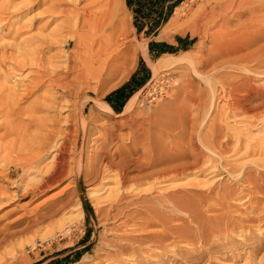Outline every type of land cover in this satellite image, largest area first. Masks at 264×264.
Segmentation results:
<instances>
[{"label":"bare ground","instance_id":"obj_1","mask_svg":"<svg viewBox=\"0 0 264 264\" xmlns=\"http://www.w3.org/2000/svg\"><path fill=\"white\" fill-rule=\"evenodd\" d=\"M11 1H4V3L0 1V32L4 33L6 30H8L7 33L12 32L11 39L13 40L11 44L8 41L7 43L6 41L3 42L8 45L3 44L1 46L2 43L0 44V128L4 127L6 129L0 135V138L12 136L8 143L0 142L4 145L3 148L1 145L0 149L6 152L7 155V157L3 155L5 158L0 153L2 158H0V164L3 159L5 160L10 156L7 161L13 162L17 166L16 170L27 167L30 170V167L37 165L38 161L43 160L46 155L54 153L52 162L42 168V176L34 184L36 186H32L31 189L27 188L29 189L28 191L25 189L27 193L30 191L35 196L48 189V187L59 183L69 173H75V166H72V163L78 165L75 173L78 180L83 175L89 176L88 169L91 171L90 174L93 175V178L98 179L100 175L103 178L113 176L115 179L113 181L117 184V187L112 189L107 197L111 201L109 208L116 207L117 213L116 211L112 213H115L114 217L121 214L123 216L132 215L134 211H124L126 207L118 209V205L131 202L136 204V206H140V209L136 208L139 213H145L148 219L147 225L161 224L162 222L164 226L163 232H148L146 230L145 232L147 233H142V231L138 235L130 233L117 234V241L115 239L114 244L111 242L113 249L108 251L110 252L108 255L111 259L115 258L118 264H128L127 260L119 257L120 254L128 250L135 252L144 244L149 247L152 246V248L156 246L162 251L157 252L152 249L150 253H146L147 256L145 258L135 254V259L130 257V259H133L132 262L141 263L144 260L143 264H178L179 256L185 257L187 262H193L192 259H194L195 254L192 255V253L200 254L212 246L224 248L234 246L235 249L239 250L244 240H236L232 236V232H229V228L232 230L238 226L239 228L246 227L249 222L254 221L264 224V207L259 211L255 209V211L253 210L250 213L246 212L244 217L234 214L235 212L231 209L234 205L232 201L241 200L244 190H249V194L264 192V128H259L263 135L253 136V139L249 134L251 128L244 133L243 130L236 128H233L234 130L222 128L221 121H217L222 120L228 114H231V116L241 114H246L247 116V114H251L255 117L264 112V86L257 82L258 78L264 74V42L260 44L261 41H264V26L259 24L264 18V2L260 0H214L213 2L209 1L210 3L207 1V4L202 8V16H204L202 24L206 31L212 27H219L217 30L225 31L229 35L233 33L232 30L238 33L243 30L237 35V38H241L244 48L249 50L232 60H230L231 58L226 61L222 59V61L213 66L219 69V67H225L228 64V67L235 68L241 73L243 72L242 74L219 73L216 75L215 83L208 82L211 84L210 88H208L209 90L200 88L198 93L196 92L197 89H194V82L192 81L193 83H187L189 86L181 85L183 87L176 88L173 93L171 92L172 94L165 92L169 96L165 100L162 98L163 101L160 100L161 96L159 97L158 93H155L153 94V99L157 101L158 105L151 106V112L146 114L147 116H145L144 120L141 119V112H137V95H135L128 101L126 110L121 113L123 116L129 114L133 116L129 119L124 118L113 122L122 127L126 126L128 131L122 133L117 129L111 128V132L106 133L105 140L100 145L98 144L96 147L93 145V148H91L90 138L94 131L89 126L90 121H86L84 115L85 105L88 100L81 104L78 103L79 100L67 101L68 99L66 100L65 98L77 97L75 99H79L84 95L88 96L93 90H97L98 88L92 87V84L89 86L87 83H90L89 81L93 79H95L97 84L107 81L110 71L113 74V70L114 72L116 70L114 66L117 68L116 64H119L120 61L115 65L114 63L120 60L125 50L132 48V44L125 42L130 37V30H128V14L123 11L122 0H60L59 4H53L52 2L53 6L49 3L51 7L48 4L49 8H45L43 12L50 11L53 12V15L54 13L59 14V12L65 13L63 17H65L66 24L61 25L60 23L56 28H53L47 36H44L46 37L44 40H37V37V39H34L35 37L32 38L31 35H27L29 33L26 29L32 26L34 22L26 23V29L22 25L11 30L14 19L16 17L22 18L17 12H20L21 6L13 4V1ZM27 2L30 3V0ZM60 5H68L69 7L61 8ZM23 6L25 7L26 4ZM13 8H15L16 12ZM30 9L28 5L23 12ZM4 19L7 20L6 29L2 24V21H5ZM258 21L260 22L258 23ZM247 27L251 31L247 30ZM65 30L72 34V38H49L50 35L58 37L60 35L58 31L62 32ZM38 31L40 30L38 29ZM257 44L260 45L256 47ZM54 47L59 50L53 53L52 60H49L47 56H44L43 52L52 50ZM70 47L72 48L70 49ZM118 47L121 48L120 51L117 50ZM251 47L254 48L250 49ZM140 49V47H136L133 51L138 53ZM145 50L147 51V49ZM184 56L182 55L178 59L183 60L185 59ZM210 56L213 57L212 54ZM209 58L202 57V59L197 60L196 65L192 64V62L191 65H194V70L198 72L197 69L203 64V61L204 64L209 63ZM8 59L10 60L9 62ZM55 61L58 63H55ZM168 62L157 60L152 63L154 78L162 79L167 76L162 71L169 66ZM26 64L37 65V69L35 68L36 75H34V78L30 77V79H33L30 82L27 81L29 83H23L24 80L20 79L23 73H20V70H23ZM30 68L32 69L33 66H30ZM25 77L24 75V79ZM218 83L221 85L220 87L217 86ZM39 89H44V92L49 94L48 98L43 95V90H40L42 98L43 96L48 98L43 99L46 101L45 106L47 107L48 105L50 109L55 107V103L61 104L60 100L63 98L76 109L79 107L78 112L75 110V112L70 111L71 113H67L69 114L66 119L68 123L64 122L66 120L63 119V122L67 123L66 126H60L62 115L58 117L61 111L58 112L59 110L57 109V106L64 107V103L63 106H56L58 111L57 114L52 113L54 114L52 119H49L51 118L50 109H47L49 112L44 111L50 114L47 116L49 117L48 120H51L50 122H47L48 120L46 121V118L43 117L44 115L46 117L45 113L41 116L35 110L33 112L34 114L36 112L38 116H29L28 112L25 117H31L28 123H26L27 121L23 122L24 119L21 120L20 118L17 122L18 117H20L19 114L24 117L23 115H26L27 111H31V105H33L31 101H29V105L27 103L22 105L21 102H24V98L27 99L28 95L32 96ZM40 93L37 94L39 98ZM50 96L53 97L50 98ZM206 96L211 98V103L214 105L218 103L219 99L220 101L224 100V104L222 103L221 107L219 105L215 106V108H218L219 113L218 118L215 117L212 120L214 127L210 123H206L204 128H200L205 120V117L201 115V110L205 104V98L207 101ZM56 97L61 99L56 101L54 100L57 99ZM30 99L34 100L32 97ZM41 99L38 102L43 106L44 101L42 102ZM37 100L39 99H36V104H38ZM100 101L98 103L102 105ZM161 101L162 104H160ZM33 102L35 103V101ZM26 105L27 108L30 107V110L26 109ZM206 105L208 104L206 103ZM104 106L106 107L105 109L113 111L107 103ZM65 107L67 108V105ZM99 109L104 111L102 107ZM39 110L43 111V108L40 107ZM24 111H26L25 114ZM93 114V119L98 117L96 113ZM200 115L202 118H200ZM166 116L174 121L171 124L173 123L176 129H172L173 131H170V129L165 130L164 133H159L157 130V133L156 128H164L163 123H165V120L163 121V119H170L164 118ZM33 124L36 128L35 126L33 127L41 130V132L31 130L30 126ZM171 124L169 128H171ZM28 127L30 129H26ZM82 127L83 129H81ZM165 128L167 127L165 126ZM81 134L86 140V150L82 148L78 152ZM248 134L249 136H247ZM244 136L247 137L244 138ZM119 140H125L124 143L122 142L121 147H118L115 151L110 150L108 144L114 141L119 142ZM229 152H233L230 157L228 155ZM257 155H260V158L249 159L251 160L249 162L243 161V159ZM219 169L229 175L228 179L231 178L229 182L223 181L224 177L218 175L220 174ZM3 172H0V181H6L13 173L10 168ZM209 174H212V176L217 174L219 178L211 181L210 178L212 176ZM191 175L195 176L194 179L179 183L181 178ZM197 175H208L210 178L205 179V177L203 180H196ZM143 182L149 185L142 187L140 184ZM134 190H137V192L135 191L132 194ZM75 193L77 192H66L64 196L59 198L56 205L65 207L72 204ZM246 193L244 194L246 195ZM7 195L9 193L3 190L0 185V221L1 218L8 214V212L1 214V211H3L1 206H3L2 203L6 200ZM176 217L182 219L183 223L177 225L170 223L171 219ZM166 218H168V222ZM2 230L3 228L0 226V233ZM193 232H196L195 235H198L206 248L200 246L189 251L178 244L177 239L190 241L194 234ZM243 234L244 232L241 230L238 236L241 237ZM172 237L173 240L169 242L168 239ZM213 237L216 238L214 239ZM167 240L169 243L166 242ZM245 240H249V244L252 245L249 252L256 255L259 249L264 247V230H260L258 234L251 232L248 237L246 236ZM170 246L175 248L170 250ZM135 253L141 252L136 251ZM237 254L239 255V253ZM237 254H231L232 258L235 256L239 257ZM250 257L252 260L250 259L249 261L254 263L253 256L250 255Z\"/></svg>","mask_w":264,"mask_h":264},{"label":"rangeland","instance_id":"obj_2","mask_svg":"<svg viewBox=\"0 0 264 264\" xmlns=\"http://www.w3.org/2000/svg\"><path fill=\"white\" fill-rule=\"evenodd\" d=\"M0 1L4 3V1L8 2L9 0H0ZM12 1L13 4L16 5L18 4L21 6L22 10L20 9V12L19 11L17 12L22 18L16 17L14 19L11 30H13L15 27L16 28L21 27L22 25L24 29H26L25 28L26 23L34 22V24L32 23V26H29L26 29L28 30L29 33L27 35L29 36L31 35L32 38L35 37L34 39L38 38L37 40H44L46 39V37L44 36H47L48 33H50L51 30H53V28H56L60 23L61 25L66 24L65 17H63L65 13L59 12L58 14L56 12L57 14L54 13L53 15V12L50 11H46L45 13L43 12V10L45 11V8L46 9L47 7L49 8L48 6L49 3L51 4L53 2V4L54 3L59 4L60 0H39L40 2L38 0H34L33 2L32 0H30L31 5L29 2H27L28 0H16V2H14L15 0ZM55 1H57L58 3ZM207 1L213 2L214 0H122L123 11L128 14V18H129L128 30H130V37L127 38L125 42L132 44V48L130 50L128 49L125 50V52L122 53L123 55L125 54L124 57L122 55L120 60H117L114 63L115 65L117 62L120 61L119 64L118 63L116 64L118 66L117 68L116 66H114L116 69L115 72L113 70V74H112V71H110L107 81H103L102 83L97 84L95 79H93L89 81L90 83H87L89 86L92 84L91 85L92 87L95 86L96 88L99 89V90L97 89L98 91L93 90L92 93L88 94L90 98L87 95H84L83 96L84 98L82 97L79 99H75L77 97L65 98L66 100L68 99L67 101L79 100L78 103L81 104L82 102H86V100H88V102L85 105L84 115L86 117L85 118L86 121L88 122L90 121L89 126L94 131V134L90 138L92 145L89 143L91 145V148H93L92 147L93 145L94 147H96L98 144L100 145L105 140L106 133L111 132V128L117 129L122 133H126L128 131V128L126 126L122 127L117 124H114L113 122L114 120H121L124 118L129 119L133 116L130 114L123 116L121 113H123L126 110V105L128 101L135 95H137V101H136L137 112L138 111L141 112L140 114L142 115L141 119L144 120V118H146L145 116H147L146 114H149L151 112V106L158 105L157 101L153 99L154 97L153 94L155 93H158L159 97L161 96V99L159 98L160 100H162V98L163 100H165L168 99L169 96L168 94H165V92L172 94L176 88L183 87L184 85L189 86L188 84L190 82L191 83L194 82L193 83L194 89H197L196 92L198 93L200 88H205L209 90L208 88H210L211 85L210 83H215L216 75H218L219 73L229 72L230 75L231 74L239 75L243 73V72L241 73V71H238L235 68H231L230 66L228 67V64H226L227 66L225 67L223 66L219 67V69L213 67L214 65H216V63L222 61V59L226 61L231 58L230 60H232L235 57H239L242 53L247 52L249 49L246 50V48H244L241 42L242 39L238 37L239 38L238 40L237 38V35L243 31L242 29H241L242 31L239 33L237 31L234 32L232 30L233 33H230L229 35H227L225 31L217 30L219 29V27H212L209 28V30L207 31L205 30L204 25L202 24L204 21L203 19L204 16H202L203 15L202 8L207 4ZM260 1L264 2V0H260ZM23 3L26 4V6L29 5V8L31 9L23 12V10L26 8V6L25 7L23 6L24 5ZM60 6L61 8L69 7L68 5H60ZM13 9L15 11V8ZM14 11L12 12L15 13L16 11L15 12ZM55 15L57 16L55 17ZM262 19H263L261 20L262 22L258 21V23L260 22L259 24L264 26V18ZM4 20L6 22L2 21L3 22L2 24L6 29L7 20L6 19ZM61 21L62 22L64 21L65 23L64 22L62 23ZM230 28L233 29L232 27ZM38 29L40 31H38ZM251 29L253 30V28ZM247 30L251 31L250 28L248 27ZM7 32L8 30H6L4 33L0 32L1 34L0 38L2 40V41L0 40V44L2 43L1 46H3V44H6L7 41L10 44L13 41L11 39L12 32L11 33H7ZM58 32L60 33L61 36L59 34L58 37L55 35L52 36L50 35L49 38H54V39L56 38L65 39L70 37L72 38V34L67 30L62 32L58 31ZM40 33L43 35H41ZM119 33L121 32L119 31ZM39 35L41 36L38 37ZM162 35L164 38L161 37ZM204 35L206 36L203 37ZM5 41L6 43H3ZM263 42L264 41H261L260 44ZM260 44H257L256 47H258ZM136 47L141 48L138 51V53H135L133 51ZM71 48L72 47H70V49ZM253 48L254 47H251L250 49ZM145 49H147V51ZM56 50L57 47L56 49L54 47L52 50L44 51L43 53L45 55L44 54L43 55L45 57L47 56L49 60H52L51 57L53 56V53L58 52L59 49L57 51ZM117 50L120 51L121 48L118 47ZM210 53L213 55V57L210 56L211 55ZM182 55H185L184 56L185 59L179 60L178 57H182ZM202 57H210L208 59L209 63L204 64L203 61V64H201L197 69L198 72H196L194 70V65H196L197 60L202 59ZM175 59L177 60V62ZM157 60H163L166 62H168L169 60L171 61L168 62L169 66L164 68V71H162L163 74L165 73L167 75L165 78L156 79L153 76L152 63ZM9 61L10 60L8 59V62ZM191 62L192 64H194L193 66L191 65ZM55 63L58 62L55 61ZM31 64H26L25 68H23L24 71L20 70V73L23 72L22 77L20 76V79L24 80L23 83H29L30 80L35 77L34 75H36L35 71L37 69V65H31ZM30 66L31 67L33 66L32 68L33 70L35 68L36 69L33 71L30 68ZM23 74L28 78L25 77L24 79ZM199 74L200 76H198ZM31 76L33 78L30 79ZM156 80L158 81L156 82ZM257 82L260 83L262 86H264V74L262 75V77L258 78ZM217 86L220 87L221 85H219L218 83ZM40 90L41 91L43 90L44 93L43 95L48 97L49 94H46V92H44L45 91L44 89H39V91L32 94V96L28 95L29 98L28 97L27 99L24 98L26 101L22 99L24 100V102L23 101L21 102L22 105L26 103L27 105H29V101H31L32 102L31 104H33L34 106L30 104L31 111H27L26 115H23L24 117H22V114H19L20 117H18L17 122L20 119L21 120L24 119L23 122L27 121L26 123H28L31 118V117L25 118L28 112L30 114L29 116L32 117L36 115V112L40 113L41 116L45 112L47 111L49 112V110L47 109H50V107H48V105H47L48 108L45 106L46 101L43 99V98L48 99L49 97L47 98L43 96L42 98V94L40 93L41 92ZM38 92L40 93V98L37 95L39 94ZM33 96H37V97H33ZM209 96H206L207 101L205 98V104L202 107L203 109L201 110V115L202 117H205V120L203 124L201 122L202 125L200 128H204V125L206 123H210L211 126L214 127V125H212L213 124L212 120L215 117L218 118V113H219L218 108L217 107L215 108V106L219 105L221 107V105L224 104V100L220 101V99L218 100V103L216 105L212 104L211 98ZM31 97L34 98L33 101H35V103L32 101V99H30ZM52 97L53 96H50V98ZM35 98L39 99L37 100V102L40 101V99L42 98L41 99L42 102L44 101L43 106H41L39 102L38 104H36ZM58 99L61 98H57L54 100L57 101ZM97 99H100L101 101ZM62 100H64V98L60 100L61 104L58 103L56 104L53 101L55 103V107H51L52 110L50 109L49 113L51 114V118L47 117L49 113L48 114L45 113L46 117L45 115L43 117L46 118V121L48 120V118L52 119L54 117V114L52 113L54 112L57 114V111L59 110L58 112L61 111L60 112L61 114H58V117H60L61 115L65 117L62 118L61 116L62 121L60 122L61 124L60 126L64 127V125L66 126V124L68 123L66 119L68 118L67 115L69 114L67 113L75 112V110L78 112L79 107L76 109L72 104L70 103L68 104L66 100H64L66 102ZM99 101L100 104L102 105H99L98 103ZM162 101L160 104H162ZM63 103H64V107L57 106V105L63 106ZM106 103L111 106L113 111L109 109L108 110L105 109L106 108L105 106L103 107V105H105ZM206 103L208 105H206ZM27 105H26V109L30 110V107L27 108ZM66 105L67 108L65 107ZM56 106L58 107L57 108L58 110L56 109ZM70 106L73 107L71 108ZM40 107L43 108V111L39 110ZM98 107L99 108L102 107L104 111L99 109ZM33 110L36 111L35 114ZM25 112L26 111H24V114ZM93 113H96L98 115L97 117L98 119L97 118L93 119L92 116ZM201 115L200 118H202ZM36 116H38V114ZM168 116L164 118H170ZM251 116H252L251 114H247V116L246 114L232 115V116L231 114H228V116H226L223 119L221 117L222 120H218L217 122L221 121L220 123H222L221 124L223 126L222 128H230L232 130L236 128L243 130L244 133L251 128L249 134L254 139L255 136L263 135V132H260L259 128H264V112H262V114L261 113L258 114L255 117L254 116L251 117ZM63 119H65L66 121H64ZM81 120L83 121L82 118ZM164 120H165V123H163L164 128H156L157 133L158 131L159 133L160 132L164 133L165 130L170 129V131H173L176 129L174 128L173 123L171 124V122H174L171 118L169 120L163 119V121ZM50 121L51 120H48L47 122ZM63 121L67 123H64ZM170 124H171V128H169ZM33 126L35 125L33 124L30 126V128H32L31 130H34V132L36 131L41 132V130L35 129L36 126L35 128ZM165 126L167 128H165ZM30 128L28 127L26 129H30ZM81 129H83V127ZM4 130L6 131L4 127L0 128V135L4 133ZM249 134L247 136H249ZM247 136H244V138H246ZM6 137L0 138V142L6 144L8 143V141H10V137L12 136L10 137L6 136ZM124 141L125 140H119V142L114 141L108 144V147L110 150L115 151L118 147H121L122 142L124 143ZM85 143L86 140L83 138V135L81 134L78 144V150H77L78 152H80L82 148L86 150ZM0 146L3 148L4 145L0 143ZM0 153L2 157L5 156L7 157L6 152H4L1 149H0ZM232 153L233 152L228 153L229 157L233 155ZM53 154L46 155L44 157L45 160L44 159L39 160L37 165L35 164L36 166L33 165L32 167H30V170L29 167L25 169L19 168L20 170L19 169L16 170L17 166L13 164V162L7 161L8 158L10 157L9 155H8L9 157L5 160L3 159L2 163L0 164L1 173L3 171H6L7 168L8 169L10 168L13 172L11 176L6 179V181H0V185L3 187V190L9 193V195H7L6 200H4L2 203L3 206H1V208L3 207V211H1V214H3L4 212H8V214L3 218H1L0 221V226L1 228H3V230L0 233V264H108V263L111 264L113 262L118 264L115 258L111 259L109 258L108 255L110 254V252L108 251L113 249V244L115 243L114 240L116 239L117 241V237H116L117 234L130 233V234L138 235L141 234L142 231H143L142 233H147L145 232L146 230L148 232H158V231L161 232L162 230H164V226L162 225V222L161 224L158 223V224L147 225L148 219L145 213H139L137 209H140L139 208L140 206H136V204H133L131 202L124 203L123 205L120 204V206L118 205V209H124L126 207L124 211L126 212L134 211L132 215L123 216L121 214L122 215L121 216L120 214H117L120 216H116L117 218L114 217L113 215L115 213L114 214L112 213L113 211L114 212L116 211L115 210L116 207L109 208L111 201L107 197L108 194H110V192L112 191V189H115L117 187V184L114 182L115 181L114 177L110 176L103 178L102 175H100L98 179L93 178V175L90 174L91 171L88 169L89 178L83 175L80 178V180H78L75 175L78 165H76L75 163L71 164L72 166H75L74 168L75 173L72 174L69 173L67 177H65L59 183H56L55 185L48 187V189H45L44 191L40 192L37 196H35L34 193L30 191L27 193V191L31 189L32 186H36L34 184H36L40 180L39 178H41L42 176V172H41L42 168H45L46 164L49 165L52 162ZM258 157L260 158V155L243 159V161L249 162L251 161L249 159H255ZM222 171H223L222 169H219L220 174L218 175L224 177L223 181L229 182L231 178L228 179L229 175L225 171L224 172ZM218 175L216 174V176L215 175L212 176L211 174L210 175L212 176L211 178L208 175L207 176L197 175L196 180L198 179L203 180L205 177H206L205 179L209 177L212 181L218 179L219 178ZM194 177L195 176L192 175L189 177L186 176L184 178H181L179 180V183L187 182L189 180L194 179ZM145 183L143 182L140 185L142 187H146L149 185ZM71 191L77 192L75 193L74 202L65 207L62 206L59 207L60 205L57 206L56 203L59 200V198L64 196L66 192H71ZM135 191L137 192V190H134L132 194L135 193ZM244 191L245 192L242 193L243 195L240 198L241 200L232 201V204L234 205L231 207V209L235 212L234 214L244 217L246 215V212L250 213L253 210L255 211V209L256 210L258 209V211L263 209L264 192H259V193L257 192V194L254 193L249 194L250 193L249 190L246 189ZM23 192L26 193L24 194ZM244 193H246V195ZM110 211L111 213L109 214ZM255 214L257 215V213ZM166 220L167 222L169 221L168 218H166ZM170 223L175 225L182 224L183 220L176 217V218H172ZM249 223L247 224L246 227L239 228L238 226L233 228L232 230L229 228V232L230 233L232 232L231 234L232 236H234L236 240L237 239L240 241L244 240L243 241L244 243L240 245L241 247L239 250L235 249L234 246L226 247V248L212 246L210 247V249L207 248L200 254L199 253L197 254L196 252L192 253V255L195 254L194 259H192L193 262L191 261L187 262L186 261L187 259L185 260V257L179 256L178 264H264V247L260 248L259 251L256 253V255L251 254L249 250L252 247V245L249 244L250 243L248 242L249 240L247 241L245 240L246 236L248 237V235L251 232L258 234L260 230H264V224L260 223L259 221L256 222L254 221ZM7 225L8 227H6ZM235 229L237 230V232H235L236 231ZM241 230L244 232V234L240 237L238 235ZM245 230H247L248 232ZM193 233L194 234L190 241L188 240L183 241L177 239L178 244L185 247L189 251L192 250V248L200 247V246L206 248V246H204L203 243L201 242L198 235L197 234L195 235L196 232ZM213 238L215 239L216 237ZM168 240L169 242H171L173 240V237L171 239L169 238ZM168 240L166 242H168ZM144 245L139 250H135V252L136 251L141 253L143 252L142 254L135 253L133 250H130L131 252L128 250L129 252L126 251L120 254L121 256L119 255V257L120 258L123 257L125 260H127L128 264H143L144 260L141 263L138 262L136 263L135 261L132 262L133 259H135L136 257L135 254H139L141 258H145L147 254L152 251V249L157 252L162 251L156 246H153L152 248V246L150 247L146 246L147 244ZM169 248L170 250H172L175 247L170 246ZM237 253H239V255ZM231 254L232 255L237 254L239 257L235 256L234 258H232L233 256ZM250 255L253 256L252 258H254V263L249 261L251 259ZM130 257L132 258L134 257V258L130 259ZM151 258L156 259L153 257Z\"/></svg>","mask_w":264,"mask_h":264},{"label":"trees","instance_id":"obj_3","mask_svg":"<svg viewBox=\"0 0 264 264\" xmlns=\"http://www.w3.org/2000/svg\"><path fill=\"white\" fill-rule=\"evenodd\" d=\"M166 45V44H165Z\"/></svg>","mask_w":264,"mask_h":264}]
</instances>
